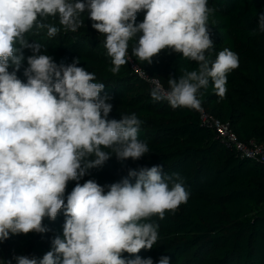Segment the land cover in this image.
<instances>
[{
  "label": "clouds",
  "instance_id": "obj_1",
  "mask_svg": "<svg viewBox=\"0 0 264 264\" xmlns=\"http://www.w3.org/2000/svg\"><path fill=\"white\" fill-rule=\"evenodd\" d=\"M141 10L144 20L137 24ZM215 11L208 0H0V242L10 234L47 232L44 218L54 221L61 209L66 217L63 238L55 237L42 259L19 255L16 264H154L150 257L125 259L122 253L152 249L159 229L152 218L164 219L189 198L182 176L154 165L130 169L107 186L76 183L65 204L68 181H79L113 155L135 161L150 150L139 139L142 121L135 113L109 119L111 97L93 82L95 73L77 66L78 59L57 64L26 34L35 28L56 36L60 29L47 19L57 16L65 30L75 32L87 12L91 27L105 37L113 74L128 63L133 38L132 54L141 62L151 64L165 50L195 62L178 79L169 77V90L153 81L150 95L172 109L200 110L201 90L211 83L223 98L228 74L239 67L238 54L227 48L214 61L206 55L213 47L208 22ZM258 29L264 32V13L258 14ZM23 49L33 53L26 58V83L16 75ZM157 264L170 259L161 256Z\"/></svg>",
  "mask_w": 264,
  "mask_h": 264
},
{
  "label": "trees",
  "instance_id": "obj_2",
  "mask_svg": "<svg viewBox=\"0 0 264 264\" xmlns=\"http://www.w3.org/2000/svg\"><path fill=\"white\" fill-rule=\"evenodd\" d=\"M208 6L216 11L209 17L213 47L206 55L214 61L227 48L238 54L239 67L228 74L223 98L215 94L211 83L201 90V108L228 123L239 140L263 141L264 32L258 29V14L264 13V0H208ZM143 12H137V24L143 22ZM81 19L82 26L72 32L59 24L58 16L49 17L47 23L60 29L56 36L48 37L46 29L34 28L26 38L30 44H42L45 49L40 54L51 56L57 64L78 59L77 66L95 73L93 82L102 83V95L111 97L109 119L135 113L142 121L139 139L147 143L150 152L135 161H120L113 155L79 181H68L65 204L76 183L94 180L107 186L126 177L130 169L162 165L165 174L178 173L184 178L189 198L175 211H166L164 219L152 218L159 224L152 249L134 255L125 252L123 258L150 257L154 264L161 256L169 257L170 264H264V163L227 147L210 125L201 122L198 110L172 109L167 101L151 98L153 81L169 90L170 76L178 79L197 64L167 50L153 57L151 64L141 62L132 54L133 38L128 54L145 77L129 63L113 74L105 37L91 27L87 12ZM32 54L31 49H23L25 60L16 73L25 83L26 58ZM130 182L134 184L135 178ZM65 219L61 209L54 221L44 218L45 233L10 234L0 242L1 261L16 264L14 257L19 255L42 259L52 249V240L63 238Z\"/></svg>",
  "mask_w": 264,
  "mask_h": 264
},
{
  "label": "built area",
  "instance_id": "obj_3",
  "mask_svg": "<svg viewBox=\"0 0 264 264\" xmlns=\"http://www.w3.org/2000/svg\"><path fill=\"white\" fill-rule=\"evenodd\" d=\"M127 60L134 71L145 77L144 72L136 65V63H134L129 54H127ZM198 112L201 122L210 125L227 147L235 148L242 155L257 159L264 163V140L256 141L254 139H250L248 142H243L239 140L237 134L230 129L228 123L208 114L203 108L198 110Z\"/></svg>",
  "mask_w": 264,
  "mask_h": 264
},
{
  "label": "rangeland",
  "instance_id": "obj_4",
  "mask_svg": "<svg viewBox=\"0 0 264 264\" xmlns=\"http://www.w3.org/2000/svg\"><path fill=\"white\" fill-rule=\"evenodd\" d=\"M145 12L142 13V20H144ZM3 258V257H1Z\"/></svg>",
  "mask_w": 264,
  "mask_h": 264
}]
</instances>
